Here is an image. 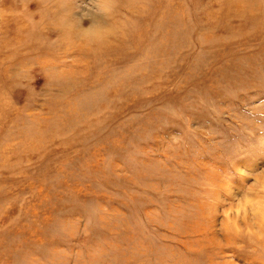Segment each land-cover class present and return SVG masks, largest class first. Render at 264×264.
<instances>
[{
    "label": "rangeland",
    "instance_id": "1",
    "mask_svg": "<svg viewBox=\"0 0 264 264\" xmlns=\"http://www.w3.org/2000/svg\"><path fill=\"white\" fill-rule=\"evenodd\" d=\"M0 264H264V0H0Z\"/></svg>",
    "mask_w": 264,
    "mask_h": 264
}]
</instances>
